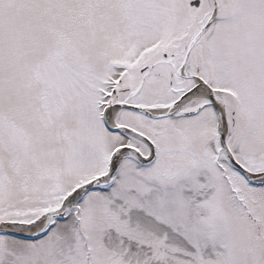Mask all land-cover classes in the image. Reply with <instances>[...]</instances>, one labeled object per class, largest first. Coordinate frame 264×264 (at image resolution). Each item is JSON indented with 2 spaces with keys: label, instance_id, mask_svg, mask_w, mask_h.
<instances>
[{
  "label": "snow or ice",
  "instance_id": "obj_1",
  "mask_svg": "<svg viewBox=\"0 0 264 264\" xmlns=\"http://www.w3.org/2000/svg\"><path fill=\"white\" fill-rule=\"evenodd\" d=\"M0 264H264V0H0Z\"/></svg>",
  "mask_w": 264,
  "mask_h": 264
}]
</instances>
